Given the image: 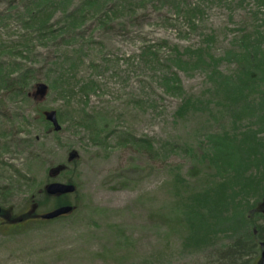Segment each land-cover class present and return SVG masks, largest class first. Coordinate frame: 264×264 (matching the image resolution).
Instances as JSON below:
<instances>
[{"label":"rangeland","instance_id":"1","mask_svg":"<svg viewBox=\"0 0 264 264\" xmlns=\"http://www.w3.org/2000/svg\"><path fill=\"white\" fill-rule=\"evenodd\" d=\"M117 5L108 13L115 21L96 27L86 39L39 41L33 53H15L23 70L34 66L35 71L23 95L0 93V192L8 187L0 193L8 212L0 215V264H219L230 258L223 252L238 238L254 239L259 249L244 252L236 264H264V230L258 228L264 215L256 211L264 210L263 185L251 188L247 205L228 206L232 217L215 219L218 236L202 248L184 244L186 226L172 228L176 218L182 224L199 220L188 211L191 197L222 181L215 166L196 162L181 145L199 149L212 134H240L253 124L249 116L232 128L234 108L230 111L215 91L220 81L230 92L240 80L236 38L259 27L264 33V1L123 0ZM7 11L0 5V43L11 45L23 32L15 12ZM2 59L8 64L10 57ZM172 71L182 81L179 95L163 86V75ZM87 84L91 87L83 90ZM185 100L188 108L181 114ZM51 109L58 112L59 131L41 116ZM90 125H97L102 137H95ZM112 131L178 148L166 146L155 158L134 146L115 145L116 137L104 139ZM72 151L77 156L69 162ZM232 162L234 170L237 161ZM61 164L66 170L51 176L50 169ZM192 165L197 177L189 174ZM256 173L254 166L245 177ZM52 181L77 186L75 193L53 198L73 205L71 213L52 222L8 219L27 213L32 200L40 213L55 208L39 204L48 203L43 195Z\"/></svg>","mask_w":264,"mask_h":264},{"label":"trees","instance_id":"2","mask_svg":"<svg viewBox=\"0 0 264 264\" xmlns=\"http://www.w3.org/2000/svg\"><path fill=\"white\" fill-rule=\"evenodd\" d=\"M118 1L123 0H0V5L4 4L6 9L9 10L7 12H15L16 17L14 20L17 21L18 29L20 27L23 32L18 37L16 44H13L15 40L9 42L11 45L0 43V93L23 95L31 85L28 80L35 71L34 66H29L23 70L20 67L22 64L15 57V53L21 55L24 51L33 53L32 48L39 41L41 45H44L45 42L51 41L54 43L58 42L59 39L65 40L71 37L88 38L96 31V27H108L115 21L116 18L108 13L119 6L117 5ZM57 13L59 17L58 20H55L54 17ZM93 20H96V24L94 26L89 25L88 23ZM5 24V22L1 23L3 26ZM87 29L89 32H86ZM257 29H260V27L256 28V31H250L251 33L246 31L245 34L243 33L244 35L241 34L240 37L236 38L241 41L240 45H235L236 48H239L236 57L240 63L239 72H237V77L240 80L235 84L234 89L230 92L225 90L220 81L217 86L220 89L215 91V97H221L230 111L234 108L232 128L235 129L238 125H242L249 116H252L253 124L250 122L247 130L242 131L240 134L227 130L220 134H212L201 142L202 145L199 146V149L190 146L185 148V145H181V149L192 155L196 162L204 161L203 165L208 168L215 166L219 171L217 175L222 177V181L217 185L210 186L208 184V188L206 186L202 194L191 197V203L187 206L188 211L197 215L199 220L193 222L187 218L188 223L182 224L178 218L174 219V222H176L172 228L187 227L188 233L186 231L184 239V244L187 247L202 248L206 241L210 242L212 238L218 236L213 231L215 219L220 216L222 218V215L225 219L232 217L229 212L231 215L234 212L233 209L228 207L229 205L232 208L247 205L251 188L261 190V185L264 186V137L261 136L264 135L261 132L264 131V33ZM146 47L150 46L144 48ZM5 55L10 57L8 64L2 59ZM162 81L167 93L171 95L183 93L182 81L177 72L172 71L165 76L163 75ZM90 87L87 84L82 89L87 90ZM256 91L258 95L253 98ZM187 108L188 101L185 100L180 106L179 113L183 114ZM41 116L45 117L44 114ZM84 117L88 120L90 115L84 112ZM89 123H94V119H89ZM256 127L260 129H256ZM87 128L92 130L95 137H102L97 125H90ZM118 132L112 131L106 134L104 139H107L108 136L116 137L115 145L134 146L139 152L147 153L155 158L164 155L166 146H170L171 150L178 148L176 144L169 142L159 144L156 147L154 140L151 138H137L132 133L119 134ZM261 146L263 152H260ZM232 159L237 161L234 170H232ZM254 166L259 175L254 174L253 179L250 175L245 177L246 172L251 171ZM135 172L137 175L142 174L139 169ZM189 174L195 177L200 175L194 165L189 170ZM174 187L177 188L176 185ZM3 192L7 193L8 187H4ZM43 196L48 200V203L44 202L45 199L43 201L39 200L41 206L51 205L50 207H57L67 203L54 201L53 198L55 197L47 194ZM33 203L32 200V205ZM256 204L257 200L251 204L254 210L258 207ZM256 211L261 212L258 208ZM28 212L29 210L23 215L13 214L7 216L10 221L18 222L26 217ZM7 213L3 209L2 214ZM258 228H260L259 233H262L264 225L258 226ZM230 229L232 228L229 227L226 230ZM226 230L222 229L221 232ZM258 238L263 237L259 236ZM258 249L254 239L244 241L242 238H238L236 243L223 252L228 254L230 258L226 259L227 262L219 264H236L245 255L244 252L253 254ZM236 253L238 256H234ZM221 260H223V257Z\"/></svg>","mask_w":264,"mask_h":264},{"label":"water","instance_id":"3","mask_svg":"<svg viewBox=\"0 0 264 264\" xmlns=\"http://www.w3.org/2000/svg\"><path fill=\"white\" fill-rule=\"evenodd\" d=\"M46 119L52 123L53 129L56 131H59L61 129V125L58 120V115L56 110H47L45 113ZM77 156V153L72 151L69 156V160H72ZM63 169V166H58L57 168L51 170V174L53 175L55 173H58ZM45 190L48 194L50 195H63V194H69V193H74L77 190V187L75 184L72 183H62V182H51L49 183L46 187ZM74 209V206L72 205H64L58 208H55L51 211L45 212L40 214L39 216L42 219L46 220H52L55 218H58L63 215H67L71 213ZM2 208L0 206V212Z\"/></svg>","mask_w":264,"mask_h":264},{"label":"flooded vegetation","instance_id":"4","mask_svg":"<svg viewBox=\"0 0 264 264\" xmlns=\"http://www.w3.org/2000/svg\"><path fill=\"white\" fill-rule=\"evenodd\" d=\"M258 207H259V206H258ZM263 207H264V206H263ZM259 209H260L261 213L264 214V210H262V206H261ZM34 216H35V214H34V215H30L31 218H34Z\"/></svg>","mask_w":264,"mask_h":264}]
</instances>
